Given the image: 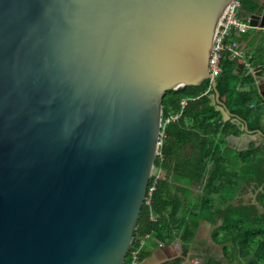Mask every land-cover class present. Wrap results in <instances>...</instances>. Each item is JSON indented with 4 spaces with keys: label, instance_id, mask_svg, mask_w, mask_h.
Returning a JSON list of instances; mask_svg holds the SVG:
<instances>
[{
    "label": "water",
    "instance_id": "1",
    "mask_svg": "<svg viewBox=\"0 0 264 264\" xmlns=\"http://www.w3.org/2000/svg\"><path fill=\"white\" fill-rule=\"evenodd\" d=\"M230 1L0 0V264H126L167 91L210 79L251 132L209 68Z\"/></svg>",
    "mask_w": 264,
    "mask_h": 264
},
{
    "label": "trees",
    "instance_id": "2",
    "mask_svg": "<svg viewBox=\"0 0 264 264\" xmlns=\"http://www.w3.org/2000/svg\"><path fill=\"white\" fill-rule=\"evenodd\" d=\"M251 3L243 0L242 7ZM246 57L251 66L257 64ZM237 69L238 64L227 54L217 88L229 110L257 131L264 112L251 108L257 94L255 79L247 70L237 73ZM247 83L252 85L249 90L239 88V84ZM214 94L211 80L206 79L198 85L169 90L164 96L163 119L177 113L180 116L166 125L165 159L156 156L155 160V168L161 167L164 175L157 180L151 204H144L138 221L133 244L146 234L152 236L151 247L142 250L140 261L150 257L160 244L179 241L182 256L168 264L182 262L197 243L201 221L216 224L220 218L212 238L224 246L230 263L264 261V140L259 144L254 141L239 152L226 148V136L239 135L244 128L238 121L224 119ZM153 182L151 177L149 187ZM197 185L201 188L195 193ZM246 187H253L256 204L245 203L238 196ZM126 263H130L129 256ZM205 264L223 263L208 255Z\"/></svg>",
    "mask_w": 264,
    "mask_h": 264
},
{
    "label": "crops",
    "instance_id": "3",
    "mask_svg": "<svg viewBox=\"0 0 264 264\" xmlns=\"http://www.w3.org/2000/svg\"><path fill=\"white\" fill-rule=\"evenodd\" d=\"M261 2L264 3V0H261ZM258 6H259V0H252L250 7L249 5L248 6L246 5L241 8V10L239 11V16L242 18H247V17L251 18L252 14L257 11ZM261 12L262 10L260 9L258 13H261ZM234 38L237 41H239L241 49L245 52L246 56L251 57L252 59L257 61V64L252 65V68L254 69L255 67L263 63V73H264V27H259V26L251 27L246 33H243V34L237 33ZM245 70H247L246 73L250 71L246 67L243 71ZM237 73H238V69H237ZM255 83H256V88H257V93H258L259 91L257 87L258 83L256 82V80H255ZM251 87L252 85L248 83L239 84V88L242 90H249ZM251 108L259 109L260 111L264 112V98L262 96L258 97L256 94V97L253 99V103L251 104ZM233 121H237V120H233ZM243 121L249 127V121L245 119H243ZM261 123L262 124L264 123V115H263ZM259 130H262L264 132V129H262V127ZM259 130L257 131L251 130L250 133L243 130V132L239 135L229 134L225 138L226 148H228L231 151L239 152V151H242L248 148L249 145L254 141H256L257 144H259L262 140H264V135H261L260 133H258ZM200 188L201 186L197 185L195 188V193L200 192ZM256 195L257 194L254 192L253 187H246L245 191H242L240 194H238V196L242 198L245 203L250 202L254 204L257 203ZM221 222H222V218H220L216 224H213L212 222L208 220L201 221L200 226L197 231V237H196L197 243L193 246V249L189 253L190 259H194L198 257L201 259V263L205 264L206 256L210 255V256H214L218 258L219 260H221L223 264H243L241 263L240 260H236L233 263H230L228 259L225 258L224 256V252H223L224 246L220 244H216L215 241L213 240L212 238L213 231L215 230L217 226L221 224ZM148 243H150V241ZM161 247L165 250L163 251V256L158 262V264H168L170 263V261L167 262V260H170V259L175 260L176 258H178L177 256H179V250H181L179 241H175L171 244H162L159 247H157L155 250ZM244 264H247V262H244Z\"/></svg>",
    "mask_w": 264,
    "mask_h": 264
},
{
    "label": "built area",
    "instance_id": "4",
    "mask_svg": "<svg viewBox=\"0 0 264 264\" xmlns=\"http://www.w3.org/2000/svg\"><path fill=\"white\" fill-rule=\"evenodd\" d=\"M243 5V0H231L229 3L228 11L224 18L223 24L219 30V33L215 39V42L212 46L209 68L211 75L217 79L223 72V61L226 58L227 54H230L231 60L235 61L236 64L244 63L245 67L251 72L254 71L251 64L248 62L245 52L241 49L239 41L233 38L234 34H243L246 33L251 26V18H242L239 16V11ZM186 104V101H183V105ZM180 116V113L171 115L161 121V130L159 134V143L157 156L160 157L161 161H164L165 157L162 154V147L166 138V125L172 121H175ZM162 168H155L152 173L154 177V182L152 186L148 187L147 196L145 198L146 205L151 204L152 196L156 190L157 180L162 177ZM151 234H146L142 237L137 244H133L129 250L128 256L130 258L129 264H140V254L144 249L145 245L151 241ZM162 245V244H160ZM127 256V257H128ZM127 264V263H126ZM178 264H202L201 259L196 257L194 259H185Z\"/></svg>",
    "mask_w": 264,
    "mask_h": 264
},
{
    "label": "rangeland",
    "instance_id": "5",
    "mask_svg": "<svg viewBox=\"0 0 264 264\" xmlns=\"http://www.w3.org/2000/svg\"><path fill=\"white\" fill-rule=\"evenodd\" d=\"M164 174L162 173V176H163ZM151 246L150 245H148V243L146 244V246H145V248L147 249V248H150ZM201 257V256H200ZM262 262V264L264 263V261H261ZM259 264V263H258Z\"/></svg>",
    "mask_w": 264,
    "mask_h": 264
}]
</instances>
